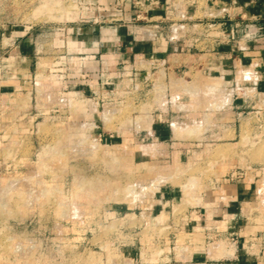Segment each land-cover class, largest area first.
I'll list each match as a JSON object with an SVG mask.
<instances>
[{"label":"rangeland","instance_id":"rangeland-1","mask_svg":"<svg viewBox=\"0 0 264 264\" xmlns=\"http://www.w3.org/2000/svg\"><path fill=\"white\" fill-rule=\"evenodd\" d=\"M107 1L0 0V264H165L204 227L219 242L214 222L223 239L264 225V92L240 62L206 49L170 76L142 56L92 88L72 83L70 58L54 71L73 28L128 21L103 17ZM149 2L133 1V24ZM29 37L32 76L16 51Z\"/></svg>","mask_w":264,"mask_h":264},{"label":"crops","instance_id":"crops-1","mask_svg":"<svg viewBox=\"0 0 264 264\" xmlns=\"http://www.w3.org/2000/svg\"><path fill=\"white\" fill-rule=\"evenodd\" d=\"M124 1L125 11H118L114 4L115 0L114 2L110 0L107 1V7L101 14L103 17L124 16L128 20L126 23L116 26L93 24L71 30L66 50L53 60L55 72L60 74L63 69L58 68L66 66V59L70 58L75 66V74L71 75L73 84L90 88L112 86L118 80L120 69L142 56L150 58L158 67L163 66L165 72L171 76L177 74L181 68H190L192 64H197L204 56L201 52L208 49L209 56L215 59L224 51V55L230 60L231 67L238 68L240 62L242 67L248 69L242 73H247L250 77L255 75L256 88L259 87L264 92V46L255 47L256 50H250L247 46L246 52L241 54L236 52L240 49L238 44L242 45L251 41L249 38L255 32L261 37L260 40L264 41V0H206L204 11L197 6L198 0H181L188 3L187 9L183 11L175 10L177 0H151L150 2L147 0L145 2L151 5L143 8L142 19L145 22L140 24L132 22L138 12L133 9L134 0ZM140 1L142 7H146L144 0ZM198 14L201 16L198 17ZM180 17L183 20L181 25L172 24ZM206 18L208 21H204ZM194 19L199 21L192 23ZM240 35L242 42L238 40ZM23 36H27V33ZM234 36L236 40L232 39ZM17 49L19 50H16L19 52V54L16 53L17 58L20 57L25 64L24 71L32 76L34 66L39 63L37 60H40L37 55L41 48L38 50L33 38L29 37L22 40ZM233 109L232 107V111ZM175 127L177 128V124L173 125L174 131H176ZM156 130L160 131L161 136L168 133V129L158 127ZM238 215L239 213H234L233 216ZM232 221H234L233 218L228 223L231 224ZM217 222H223V220ZM217 222H214L212 226L216 229L215 236L217 238L220 236V239H217L220 240L219 242L212 243L209 230L204 227L202 228L204 236L199 241L196 242L192 238L186 239L185 247L179 250L175 247L174 252L164 258L166 262L162 263L264 264V235L259 236L260 232H264V225L249 226L248 224L246 227L249 232L258 228L256 230L258 236L257 234L237 236L231 231L223 239L222 234L217 235ZM228 228L233 230V227Z\"/></svg>","mask_w":264,"mask_h":264},{"label":"bare ground","instance_id":"bare-ground-1","mask_svg":"<svg viewBox=\"0 0 264 264\" xmlns=\"http://www.w3.org/2000/svg\"><path fill=\"white\" fill-rule=\"evenodd\" d=\"M208 89L210 90V91H212V90H214L215 89V87L214 86H209L208 87ZM174 125V124H173ZM180 127H175V130H177V129H179ZM172 129H173V126H172Z\"/></svg>","mask_w":264,"mask_h":264},{"label":"built area","instance_id":"built-area-1","mask_svg":"<svg viewBox=\"0 0 264 264\" xmlns=\"http://www.w3.org/2000/svg\"><path fill=\"white\" fill-rule=\"evenodd\" d=\"M153 63V62H152ZM126 67V66H125ZM125 67H124V69H125Z\"/></svg>","mask_w":264,"mask_h":264}]
</instances>
